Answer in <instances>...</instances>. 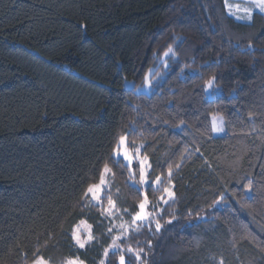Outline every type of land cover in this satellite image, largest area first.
<instances>
[{
    "label": "trees",
    "instance_id": "obj_1",
    "mask_svg": "<svg viewBox=\"0 0 264 264\" xmlns=\"http://www.w3.org/2000/svg\"><path fill=\"white\" fill-rule=\"evenodd\" d=\"M149 70L152 91L136 93ZM120 135L161 177L146 191L152 222L127 234L145 189L112 162ZM105 163L111 217L82 200ZM80 220L94 237L83 249ZM37 247L50 264H119L121 249L138 264L129 247L142 264H264V14L238 21L224 0H0V264H31Z\"/></svg>",
    "mask_w": 264,
    "mask_h": 264
},
{
    "label": "snow or ice",
    "instance_id": "obj_2",
    "mask_svg": "<svg viewBox=\"0 0 264 264\" xmlns=\"http://www.w3.org/2000/svg\"><path fill=\"white\" fill-rule=\"evenodd\" d=\"M251 6H248V4L240 5V4H232L229 2V0H224V7L227 11V14L229 16H233L236 20L241 21H247L251 23L254 13L258 11L261 14H264V0H250ZM249 48H252V43L249 42L248 44ZM176 53L174 52L173 48L171 46L167 47V50L163 52V57L166 58L169 56H175ZM165 66H167V61H164ZM183 71V69L181 70ZM150 75L151 70H149V73L144 76V86L150 87L151 81H150ZM215 81L216 77L210 76L208 79H206L203 83V90L207 93L210 89H213L215 87ZM251 117V114H250ZM184 121H180V125H183ZM180 125H177L179 127ZM211 131L212 133H224L225 132V126L223 117L213 114L211 117ZM112 156L115 157V160L112 161L113 163H120L121 159L125 162V167H127L129 172V180L132 181V187L135 191H140L139 188H135V185L138 183L140 186H142L145 189V192L142 193L144 195V198L139 202L138 208L139 211L135 212L134 215H132L131 218V224H120L119 227L123 230L124 234H127L131 229L136 230L139 227L143 226L145 222L151 223L150 217H154V213H150L146 211V208L149 204L148 196L146 194L147 188L149 186L159 185L161 184V177L156 176L154 180H149V169L151 168V165L148 162V157L146 155H141V149L136 148L134 152H130L128 145H127V137L126 135H120L116 144L112 148ZM134 161L138 162L139 164V180H136V168L134 166ZM179 167V165H177ZM111 172V169L108 166V163H105L103 166V170L100 173V178L98 183H92L87 186L85 191L82 195V200L85 202H94L92 206H99L102 208V215H107L111 217L114 212L113 210L116 208V204L112 198V196L107 192V184H106V175ZM168 175L169 177L172 176V169L169 167L168 169ZM247 180L246 183H241L240 187L244 190V195L250 199V193L252 191V185L253 182L251 179H247L246 177H242L241 181ZM164 194L166 195L167 199H164V197H161V200L164 204H168L169 200L175 199V192L173 190V186L171 184V180L169 179V186L165 187L163 189ZM107 197V205L108 207H103V201ZM223 196H221L219 199H214L213 207L218 205L221 200H223ZM238 203L242 202L240 200L237 201ZM83 207L84 205L81 204ZM127 211V209H125ZM163 211V210H161ZM176 217L173 216L172 218L168 219L166 221L167 224H172L173 220ZM198 219H203V217H198ZM155 233H160L162 229V224L159 222V220H155ZM81 226H84L85 229L88 231V235L86 238H82L80 228ZM91 225L86 224L84 220H80L79 224L73 228L72 230V240L74 241L75 245H77L79 248L83 249L85 248L86 244L94 239L92 233H91ZM115 227V225H113ZM113 231V228H109L108 232L111 233ZM120 236L113 237L112 244L109 247L118 248L119 245L116 244V240H119ZM153 247L151 240L148 241V248L151 249ZM127 251L135 256L136 261L138 264H142V256L141 253H145V250L143 248H139L138 250H134L131 247L127 249ZM25 258H27V253H24ZM109 250L106 248L104 251V256L108 257ZM31 264H50V261L46 260L41 254L39 247H37L33 253V258L31 260ZM65 264H83V261H81L78 257L76 258H70L65 261ZM100 264H105V262L102 260ZM119 264H128L126 261L125 255L123 254V249H121V254L119 255ZM217 264H224L223 258H221Z\"/></svg>",
    "mask_w": 264,
    "mask_h": 264
},
{
    "label": "rangeland",
    "instance_id": "obj_3",
    "mask_svg": "<svg viewBox=\"0 0 264 264\" xmlns=\"http://www.w3.org/2000/svg\"><path fill=\"white\" fill-rule=\"evenodd\" d=\"M229 2L230 3H232V4H240V5H245V4H248V6H251V3H250V0H229ZM256 12H258V11H256ZM231 17H233V16H231ZM234 18V17H233ZM238 21H241V20H238ZM241 22H245V23H247V21H241ZM124 86H125V88H127V89H130V88H133L134 86H133V82L132 81H129V80H126L125 82H124ZM152 89H153V85H152V83H151V86L150 87H145L144 85H141V86H138V87H136L135 88V92L136 93H145V94H147V93H150L151 91H152ZM218 94V91H217V89L214 87L213 89H210L207 93H206V97L208 98V99H212V98H214L216 95ZM223 121H224V119H223ZM225 126V125H224ZM224 134H225V132L224 133H213V135L215 136V137H222V136H224ZM129 151L130 152H132L131 150H130V148H129ZM122 160V159H121ZM122 162L124 163V164H126L127 162H125V161H123L122 160ZM134 163V166H135V168H137V169H139V164H138V162H136V161H134L133 162ZM136 171H138V175H136V180L138 181L139 180V170H136ZM150 180V179H149ZM131 183H132V181H131ZM106 184H107V178H106ZM135 186H137L139 189H141L142 191L144 190V188L142 187V186H140L138 183L135 185ZM158 185H154V187H157ZM143 193H144V191H143ZM165 197H166V195H165ZM166 199H167V197H166ZM94 203V202H93ZM138 211H139V208H138ZM146 211L147 212H150V210H149V206H147V208H146ZM150 219V218H149ZM145 224H148V222H145L144 223V225ZM80 231H81V233H82V236H87L88 235V231H87V229H85L84 228V226H81V228H80Z\"/></svg>",
    "mask_w": 264,
    "mask_h": 264
}]
</instances>
